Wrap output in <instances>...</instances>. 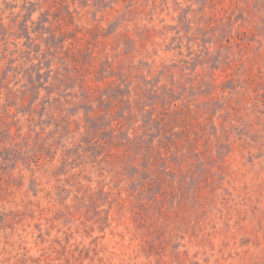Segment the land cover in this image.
<instances>
[{"label":"rangeland","instance_id":"374dc122","mask_svg":"<svg viewBox=\"0 0 264 264\" xmlns=\"http://www.w3.org/2000/svg\"><path fill=\"white\" fill-rule=\"evenodd\" d=\"M0 264H264V0H0Z\"/></svg>","mask_w":264,"mask_h":264}]
</instances>
